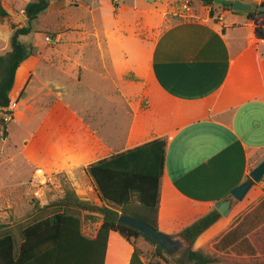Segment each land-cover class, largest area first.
<instances>
[{
    "label": "crops",
    "instance_id": "0c3cea01",
    "mask_svg": "<svg viewBox=\"0 0 264 264\" xmlns=\"http://www.w3.org/2000/svg\"><path fill=\"white\" fill-rule=\"evenodd\" d=\"M185 9L184 0L152 8L142 0H53L41 15H53L54 47H36L19 66L9 95L17 110L6 136L0 129V223L17 249L26 227L52 216L43 209L62 202L54 178L67 176L79 199L102 207L85 170L165 139L159 231L213 264H264V179L194 243L181 235L264 161V17L225 10L219 21L208 12L179 20ZM139 15L148 17L145 28L133 30ZM78 211L83 235L95 239L102 220L87 216L100 215ZM136 248L148 264L152 246L111 233L104 264H132ZM67 254L74 264H100V249Z\"/></svg>",
    "mask_w": 264,
    "mask_h": 264
},
{
    "label": "trees",
    "instance_id": "16d2710c",
    "mask_svg": "<svg viewBox=\"0 0 264 264\" xmlns=\"http://www.w3.org/2000/svg\"><path fill=\"white\" fill-rule=\"evenodd\" d=\"M210 8V13L216 4L232 11L233 2L224 3L222 0H199ZM51 5V0H36L29 2L24 8V14L29 23L40 18ZM9 13L0 0V22L9 18ZM248 18L255 21L259 17L248 13ZM11 38V52L0 55V109L7 108L13 88L16 71L21 63L34 50L20 42L21 37L32 33L31 27L15 28ZM1 114H3L1 112ZM7 126L0 115V129L6 136ZM167 140L157 139L135 149L120 153L108 159L99 161L85 172L92 178L102 207L90 205L79 199L73 188H65L61 203H54L43 210L52 209V216L30 224L21 232L22 243L16 248L15 235L7 230L8 226L0 223V264H74L67 248L80 249L91 247L96 253L100 249V264H104V253L108 246L111 233L120 234L126 241L135 246V242L144 240L155 248L151 262L148 264H174L171 256L150 238L120 223L122 216L131 217L147 223L159 231L158 218L161 200V181L166 166ZM76 208L72 210L70 207ZM78 210L98 214L100 217L88 215L89 220H102V225L95 239H89L82 233L83 218ZM221 215L214 210L182 232V236L190 243L204 234L216 224ZM73 236L65 241L63 238ZM144 253L136 248L132 264H146L141 258ZM192 264H213L216 259L202 252L190 250L187 254Z\"/></svg>",
    "mask_w": 264,
    "mask_h": 264
},
{
    "label": "rangeland",
    "instance_id": "374dc122",
    "mask_svg": "<svg viewBox=\"0 0 264 264\" xmlns=\"http://www.w3.org/2000/svg\"><path fill=\"white\" fill-rule=\"evenodd\" d=\"M29 1H31V0H1L3 7L7 10V12L9 13L10 16L7 20L0 22V54L7 55L12 50L11 38H12V35L14 33L13 27H15V28L31 27L32 33L27 37H21L20 42L23 43L28 48L33 49L34 54L37 53L36 47H38V48L43 47V50H45V51H50L54 47L55 33L51 29L52 25L54 24L53 15L51 16V14H49L50 12H47L46 15L41 16V18H39L38 20H36L32 23H29L25 17V14H24V8L28 4ZM52 1L53 0H51V2ZM142 1L144 2L145 7H148V8H152L153 6L162 7V5L164 4V0H154V1L142 0ZM184 1L186 3L187 7L191 8V10L188 11L185 9V12L182 14L180 12L181 15H179L178 18H179V20H182V21L196 20V19L200 18L202 16V14L207 13V12H208V14H204V15L209 16L211 19H213L215 21H219L220 17H221V12L226 10L223 6H220L218 4V5L213 7L212 13H210V10L208 8H206L207 12H205L204 11L205 6L200 1H198V0H184ZM231 15L232 14H230V16ZM76 16L80 17V18L85 16V13H83V9L77 10ZM63 17L66 18L65 15ZM126 18L129 19V17H126ZM133 19H134V21H135V19L137 21V26L135 23L132 26L133 30H135V28L138 31L144 30L145 23H146V20H148V17H143V16L139 15L137 18H133ZM117 22L120 23V21H117ZM141 22L144 25H142ZM154 22L155 23L157 22L156 16H154V18H152V23H154ZM157 33H158V29L153 30V33L144 32V34H145L144 37H146V36L148 37V36H150V34L156 36ZM46 37H51L53 39V43H48L46 41ZM43 183H45V182H43ZM53 183L55 185H57L58 187H60L59 190H60L61 194L62 193L65 194L64 192H65L66 187L68 189L70 187H72V183L70 182L68 177L65 175L57 176L56 178H54ZM257 189L258 188H254L250 194L251 195L252 194H258L259 191ZM61 191H63V192H61ZM1 209L2 208H0V214L3 212L2 211L3 209L2 210ZM211 233H213V232H211ZM211 233H208L205 237L206 238L210 237ZM140 241H144V240L141 239ZM154 252H155V248L152 247V251H149L146 254V260L147 261L148 260H149V262L153 261L151 257H152ZM188 252H189V248L184 245L183 249L181 251L177 252L176 254H174L173 257L170 258L171 262L174 264H192L188 261V258H187Z\"/></svg>",
    "mask_w": 264,
    "mask_h": 264
},
{
    "label": "water",
    "instance_id": "95a60500",
    "mask_svg": "<svg viewBox=\"0 0 264 264\" xmlns=\"http://www.w3.org/2000/svg\"><path fill=\"white\" fill-rule=\"evenodd\" d=\"M232 11L234 13H255L258 17H264V2L260 4L247 3L242 0L233 1ZM264 179V161L260 163L249 175V179L241 186L234 189L231 195L215 205L216 211L223 218H228L232 210L238 203L242 202L254 185L259 184ZM120 223L134 228L158 243L167 254H172L174 249L179 246H184L182 240L172 238L156 229L131 217L122 216Z\"/></svg>",
    "mask_w": 264,
    "mask_h": 264
},
{
    "label": "built area",
    "instance_id": "2783aa9c",
    "mask_svg": "<svg viewBox=\"0 0 264 264\" xmlns=\"http://www.w3.org/2000/svg\"><path fill=\"white\" fill-rule=\"evenodd\" d=\"M46 41L48 43H53V39L51 37H46ZM17 103H10V105L2 110L3 114H0L2 116V119L6 125L10 124L13 121L14 113L17 110ZM37 180V179H36Z\"/></svg>",
    "mask_w": 264,
    "mask_h": 264
},
{
    "label": "flooded vegetation",
    "instance_id": "af4514ba",
    "mask_svg": "<svg viewBox=\"0 0 264 264\" xmlns=\"http://www.w3.org/2000/svg\"><path fill=\"white\" fill-rule=\"evenodd\" d=\"M182 249H183V247L182 246H179V247H177V248L174 249V252L172 254H168V255L171 256V257H173L174 254H176L177 252L181 251Z\"/></svg>",
    "mask_w": 264,
    "mask_h": 264
}]
</instances>
